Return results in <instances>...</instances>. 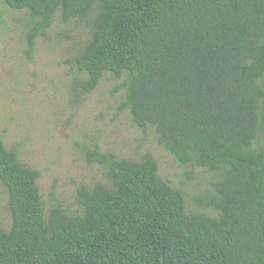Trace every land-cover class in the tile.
<instances>
[{
	"label": "trees",
	"instance_id": "trees-1",
	"mask_svg": "<svg viewBox=\"0 0 264 264\" xmlns=\"http://www.w3.org/2000/svg\"><path fill=\"white\" fill-rule=\"evenodd\" d=\"M3 2L30 14L29 49L57 14L85 21L89 40L70 61L87 76L78 86L123 78L120 110L213 179L194 211L152 155L94 150L106 180L78 190V214L47 213L41 172L0 141L13 217L9 231L0 224V264H264V0Z\"/></svg>",
	"mask_w": 264,
	"mask_h": 264
},
{
	"label": "rangeland",
	"instance_id": "rangeland-1",
	"mask_svg": "<svg viewBox=\"0 0 264 264\" xmlns=\"http://www.w3.org/2000/svg\"><path fill=\"white\" fill-rule=\"evenodd\" d=\"M32 18L0 0V141L16 149L20 162L41 172L44 207L62 206L78 214L77 192L106 180L104 168L89 160L91 151L140 161L148 154L159 164L160 177L184 192L190 210L204 211L195 198L210 187L212 174L179 165L158 143L154 128L133 123L125 101L124 79L108 73L89 94L78 86L87 78L70 61L89 40L85 21L65 23L60 14L29 49ZM0 224L9 231L13 217L9 195L0 181Z\"/></svg>",
	"mask_w": 264,
	"mask_h": 264
}]
</instances>
